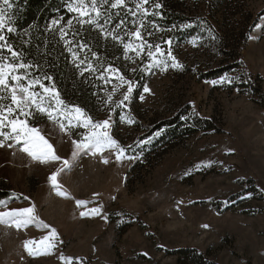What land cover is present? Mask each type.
Segmentation results:
<instances>
[{
    "label": "rangeland",
    "instance_id": "obj_1",
    "mask_svg": "<svg viewBox=\"0 0 264 264\" xmlns=\"http://www.w3.org/2000/svg\"><path fill=\"white\" fill-rule=\"evenodd\" d=\"M153 2L144 7L152 8ZM168 3L218 26L221 6L213 7L209 0ZM241 7L256 16L264 10V0L245 4L241 0ZM256 25L264 26V13ZM249 37L253 38H248L239 57L260 76L264 88V27L255 26ZM147 41L160 45L152 36ZM163 46L165 57L170 48L182 68L171 67L167 58V70H145L151 63L147 47L140 56L129 51L132 59L125 54L110 57L112 67L133 84L129 100L119 107L128 85L112 94L119 83L112 73L104 74L111 82L102 79L103 88L91 105L85 106L76 92H59L65 105L82 108L94 122L110 121L109 135L125 148L121 160H116L114 149L95 156L82 152L73 158L72 141L82 138L86 131L82 126L76 127L73 120L71 131H61L46 115L29 118L30 126L41 130L56 154L70 161L71 167L57 178L61 191L69 195H59L48 179L61 161L44 164L21 152V145L0 147V201L5 202L0 212L35 205V214L50 226L17 229L0 222V264H66L61 256L73 258L70 264H188L170 254L182 248H194L216 264H264V110L242 87H228L233 79L213 84L221 78H197V71L224 60L214 47L195 40ZM137 67L145 72L139 92L133 71ZM72 68L70 77L78 80L83 64L75 61ZM36 90L42 91L38 85ZM181 108L215 119L220 131L197 132L158 158L131 154L146 128ZM105 157L108 163L103 162ZM77 200L88 203L78 206ZM96 207H101L99 215H81ZM51 228L57 232L55 248L29 255L24 242L35 241L30 247L39 248Z\"/></svg>",
    "mask_w": 264,
    "mask_h": 264
},
{
    "label": "trees",
    "instance_id": "obj_2",
    "mask_svg": "<svg viewBox=\"0 0 264 264\" xmlns=\"http://www.w3.org/2000/svg\"><path fill=\"white\" fill-rule=\"evenodd\" d=\"M9 2L12 4L11 9L3 4V0H0V7L5 8L6 15L11 17L9 26L15 31L8 32L5 28L0 34L5 35L7 43L13 50L23 54L24 63L32 65L29 70L31 77L40 78L44 84H54L58 92H76L78 98H83L85 106L91 105L94 95L97 96V92L99 93L103 88L101 86L103 81L100 78L101 65L106 68L112 64L110 62L112 55L121 57L124 54L123 45L110 38L105 40L94 24H79L76 19L78 15L69 11V5L74 4L75 0H9ZM114 2L115 0H109L108 4L102 6L103 15L100 23L103 25L105 19L110 17L106 27L111 30L124 20L126 28L120 29V34L124 35L125 31H135L141 23V13L132 16L128 11L131 9L132 12H136L134 0H125L127 8L123 6L112 8L111 4ZM242 2L245 4L246 0ZM155 3H160L162 7L155 9ZM209 3L213 7L221 6L222 12L216 20L217 27L206 18L188 16L175 9L168 0H154L152 8L148 9V15L143 18L146 31H143L142 35L145 37L148 32H152V37L158 39L163 47H166L167 41L181 45L190 40H195L204 47H214L224 60L197 71L195 73L197 78L217 80L229 76L233 82L228 84V87H242L241 91L251 95L264 110V88L261 85V78L249 71L239 57L250 32L264 10L255 16L251 10L241 7V0H209ZM92 16H95V13H92ZM53 20H60L61 25H67L68 20L73 21L72 28H65L67 35L64 39H61L59 25L51 26ZM64 40L70 41V44L66 45ZM127 40L129 37L124 35V43H127ZM81 43L87 47L79 48L78 45ZM69 47L77 53L78 59L75 61H84L83 74H80L78 80L73 76L70 77L72 71L74 72L72 66L75 62L72 53L68 51ZM92 52L97 53L99 61L92 56ZM5 55L10 57L8 51ZM89 63L97 71H85ZM135 75L137 83L135 91L139 92L145 82V72L137 67ZM45 76L51 79H44ZM200 131L218 132L220 128L215 119L199 115L188 108H181L178 112L146 128L145 135L140 138L141 144L131 154L138 155L141 152L142 155L153 154L158 158ZM170 254L178 255L188 264H216L194 248H182Z\"/></svg>",
    "mask_w": 264,
    "mask_h": 264
},
{
    "label": "snow or ice",
    "instance_id": "obj_3",
    "mask_svg": "<svg viewBox=\"0 0 264 264\" xmlns=\"http://www.w3.org/2000/svg\"><path fill=\"white\" fill-rule=\"evenodd\" d=\"M135 2V0H134ZM109 0H75L74 4L69 5V11L78 14L77 22L81 25L83 24H94L98 29L100 34L103 35L105 40L111 39L119 44L123 45L124 54L126 59H132L128 56V52L132 51L136 53V56H140L141 52L147 47V55L151 58V63L146 66L147 71H151L153 68H160L161 71L167 70L169 67L167 63V58H171L173 68H182L183 66L172 56L171 49L169 48L167 52V57L162 51L159 44H150L142 35L143 31H146V26L143 23V18L148 15V9L144 7L149 3V0H139L135 3L136 12H132L131 9L128 11L132 16H136L137 13H141V23L135 28V31L128 32L125 31L124 35L129 37V42L124 43V36L120 34V29L126 28L125 21L121 20L114 28L109 30L106 25L110 21V17L105 19V23L102 25L100 23V18L103 15L101 8L103 5L108 4ZM3 4L11 9L12 4L9 0H3ZM123 6L127 8L125 0H115L111 4L112 8H117ZM162 5L160 3H155L154 8L160 9ZM95 13V16H92ZM154 15L157 13H153ZM87 17L88 19H83ZM11 17L6 15L5 8L0 7V32L7 28L8 32H13L15 29L11 26ZM135 26V21H133ZM59 25V32L61 34V39L67 35L65 28H72L73 21L68 20L67 25H61L60 20H53L51 26L55 27ZM155 27V26H154ZM257 28H262V25H256ZM148 36H153L152 32H148ZM250 39L253 37H249ZM133 40L139 41V43H134ZM0 147L7 146L12 148L15 145H21L19 150L23 153H27L29 157L40 163L48 164L57 161H61V166L56 168L55 171L48 177L51 185L57 190V193L62 196L69 195L65 191H61V185L58 182L59 174L71 167L69 160H62V158L56 154L55 149L52 144L48 142L47 139L41 135V130L30 126L29 118H36L40 115H46L47 118L53 122L58 123L61 131H71L73 127L72 121H76V127L82 126L86 131L84 132L82 138L78 140H73L74 150L72 153L73 158H76L80 153L87 152L95 156L98 153L103 155L106 150H115V158L117 161L124 158L125 148L121 147L119 143L113 139L107 129L110 128V121H93L90 116L84 113V110L78 106L68 107L65 102L60 99V94L56 91L55 86H46L40 78L33 79L30 74V69L32 65L30 63L23 62V54L13 50L12 46L7 43L5 35L0 34ZM66 45L70 44V41L64 40ZM170 45L171 41H167ZM79 48L84 49L87 45L81 43L78 45ZM153 48L155 51H153ZM7 49L10 53V57L5 55L3 50ZM68 51L72 53L74 62L78 59L77 53L72 51L69 47ZM91 51V49H88ZM159 54V58L157 56ZM92 56L99 61V56L97 53L92 52ZM17 61H20L19 63ZM135 61L133 60V63ZM84 61H80L83 64ZM80 65L78 64L77 67ZM102 71L100 72V78L104 79L106 83L111 82L110 76H105V73L115 74L119 83H117L112 88V94H115L123 85H128L127 91L123 93V99L119 101L117 107L124 104V101L129 100L130 95L133 91V84L130 80L120 73L119 69L112 67L109 64L106 68L101 65ZM23 70V72H21ZM91 70L92 72L97 71L91 63L87 65L85 71ZM135 71V69H133ZM83 74V73H81ZM44 79L50 80L51 77L45 76ZM227 81L231 83L232 78L222 77L219 81H212L213 84L224 83ZM37 85L42 91H37ZM145 92L149 89L145 86ZM109 94L107 100L112 101L113 95ZM143 99V96H141ZM23 117V118H21ZM63 117L68 123L65 124L60 118ZM128 123H132V120H128ZM7 129V131H5ZM11 141L12 143H8ZM131 147V146H129ZM128 159H135L136 157H127ZM104 163H108V158L103 159ZM250 195V194H249ZM5 202L0 201V204ZM88 202L84 200H77L76 204L78 206L86 205ZM102 207V206H101ZM101 207L92 208L89 211L81 212V215L96 214L99 215L101 212ZM35 205L27 208L11 209L9 211L0 212V222H7L17 229L27 228L30 225H36L43 227L45 229L50 228L48 224H45L39 217L35 214ZM107 217H105L106 219ZM57 238V232L55 228H51L48 235L41 238L39 248L30 247V245L35 244V241L27 240L24 242V248L27 249L29 255L40 254L41 251L49 252L55 248ZM61 259L66 260V264H70L73 258H65L63 256Z\"/></svg>",
    "mask_w": 264,
    "mask_h": 264
}]
</instances>
